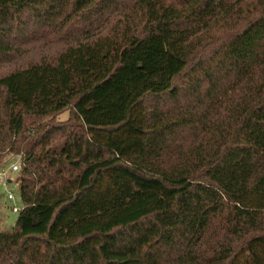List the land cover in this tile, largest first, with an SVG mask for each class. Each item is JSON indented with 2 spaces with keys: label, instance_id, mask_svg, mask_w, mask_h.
<instances>
[{
  "label": "trees",
  "instance_id": "trees-1",
  "mask_svg": "<svg viewBox=\"0 0 264 264\" xmlns=\"http://www.w3.org/2000/svg\"><path fill=\"white\" fill-rule=\"evenodd\" d=\"M5 67L0 264H264V0H0Z\"/></svg>",
  "mask_w": 264,
  "mask_h": 264
},
{
  "label": "rangeland",
  "instance_id": "rangeland-1",
  "mask_svg": "<svg viewBox=\"0 0 264 264\" xmlns=\"http://www.w3.org/2000/svg\"><path fill=\"white\" fill-rule=\"evenodd\" d=\"M48 55H54L55 49H50ZM40 55H46L45 52H35V55H28L20 62V64L25 63L26 61H29L31 58L37 59ZM11 69L9 67L0 68V75L10 71ZM59 121H64L67 119V114L64 113L61 116L57 118ZM14 160H17L19 164L22 163V157L21 156H6L2 161V166H7L9 163H14ZM10 183L7 185H4L2 181H0V232H10L13 230V227L15 225L16 219L18 214L14 213L12 211V206L20 207L19 203V190H18V184L15 181V174L12 173L9 175ZM7 192L11 193L14 196V201L11 202L7 200Z\"/></svg>",
  "mask_w": 264,
  "mask_h": 264
},
{
  "label": "built area",
  "instance_id": "built-area-1",
  "mask_svg": "<svg viewBox=\"0 0 264 264\" xmlns=\"http://www.w3.org/2000/svg\"><path fill=\"white\" fill-rule=\"evenodd\" d=\"M18 170H19V163L17 162V160H14V163L7 164L6 167H0V180L6 181L7 176L9 174L16 173ZM7 200L11 202L14 201V196L9 192H7ZM20 210L21 209L16 206L12 207V211L14 213H18Z\"/></svg>",
  "mask_w": 264,
  "mask_h": 264
}]
</instances>
